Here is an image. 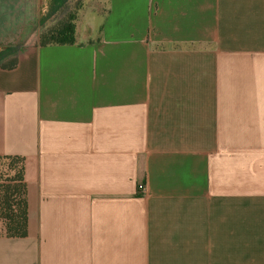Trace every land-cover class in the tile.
<instances>
[{
    "label": "crops",
    "instance_id": "obj_1",
    "mask_svg": "<svg viewBox=\"0 0 264 264\" xmlns=\"http://www.w3.org/2000/svg\"><path fill=\"white\" fill-rule=\"evenodd\" d=\"M71 1L0 0V264H264V0H106L39 46Z\"/></svg>",
    "mask_w": 264,
    "mask_h": 264
},
{
    "label": "trees",
    "instance_id": "obj_2",
    "mask_svg": "<svg viewBox=\"0 0 264 264\" xmlns=\"http://www.w3.org/2000/svg\"><path fill=\"white\" fill-rule=\"evenodd\" d=\"M58 16L53 24L42 27L38 38L39 46L75 44L76 12L69 10L68 5L64 4ZM26 220L23 158L0 156V235L10 238L24 237Z\"/></svg>",
    "mask_w": 264,
    "mask_h": 264
},
{
    "label": "rangeland",
    "instance_id": "obj_3",
    "mask_svg": "<svg viewBox=\"0 0 264 264\" xmlns=\"http://www.w3.org/2000/svg\"><path fill=\"white\" fill-rule=\"evenodd\" d=\"M68 7L69 10L76 12L79 16L78 20L82 21L89 12L98 11L100 14H104L106 9V0H73L68 3ZM60 11H62V8ZM58 14L59 12L50 17L44 25L48 26L53 24L59 18Z\"/></svg>",
    "mask_w": 264,
    "mask_h": 264
},
{
    "label": "built area",
    "instance_id": "obj_4",
    "mask_svg": "<svg viewBox=\"0 0 264 264\" xmlns=\"http://www.w3.org/2000/svg\"><path fill=\"white\" fill-rule=\"evenodd\" d=\"M138 190L140 191V192H143V190H144V187H143V185L140 183V184H138Z\"/></svg>",
    "mask_w": 264,
    "mask_h": 264
}]
</instances>
